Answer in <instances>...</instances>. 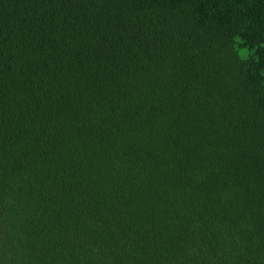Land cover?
Masks as SVG:
<instances>
[{
	"label": "trees",
	"instance_id": "obj_1",
	"mask_svg": "<svg viewBox=\"0 0 264 264\" xmlns=\"http://www.w3.org/2000/svg\"><path fill=\"white\" fill-rule=\"evenodd\" d=\"M0 264H264V0H0Z\"/></svg>",
	"mask_w": 264,
	"mask_h": 264
}]
</instances>
